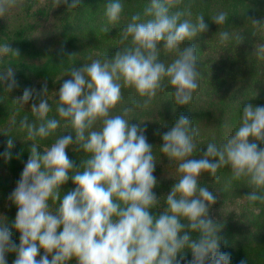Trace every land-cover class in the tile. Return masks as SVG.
I'll return each mask as SVG.
<instances>
[{
  "label": "clouds",
  "instance_id": "9594fccd",
  "mask_svg": "<svg viewBox=\"0 0 264 264\" xmlns=\"http://www.w3.org/2000/svg\"><path fill=\"white\" fill-rule=\"evenodd\" d=\"M81 2L52 0V8L64 4L71 11ZM22 3L0 0V17ZM123 13L120 0L105 5L109 25L117 24ZM191 17V5L184 0H151L143 14L133 13L121 29L123 47L114 56L92 59L79 68L73 65L67 73L71 79L55 94L59 97L56 112L74 138L61 135L41 152L37 139L54 135L60 127L59 119L49 118L51 105L47 85L43 86L39 102L31 105L35 119L30 122L24 116L19 121V130L32 142L29 159L10 195L18 208L13 227L20 241L14 245L10 229L0 222V264H7L6 253L11 251L16 253L13 264H180L178 256L187 251L192 253L190 264H230V255L220 249L223 226L209 216L217 197L200 185V177L208 173L218 181L217 171L227 166L231 180H244L251 187L247 202L264 204V148L257 143H264V106H243L234 133L219 145L208 143L198 160L190 158L197 152L198 131L192 119L181 114L162 134L160 152L170 162H178V179L166 195V207L155 215L151 210L160 199L153 191L158 185L153 145L147 142L145 129L129 118L134 108H147L165 87L173 89L176 105L192 102L201 75L197 47L182 45L208 25L203 13L195 21ZM211 20L220 26L228 14L219 12ZM250 20L256 28H264V22ZM102 30L109 31L106 26ZM219 37L225 43L230 34L221 31ZM236 40L243 42L240 36ZM162 50L175 58L166 64L160 59ZM255 51L264 59V44ZM0 57L20 58L19 49L5 42L0 45ZM0 83H6L9 91L15 86L12 64L0 70ZM125 88L140 99L113 114L123 102ZM31 98L32 90L26 89L14 103L24 108ZM73 145L87 157L79 166L66 152ZM13 146L9 136V151L4 153L9 159ZM70 179L75 188L61 196L62 186ZM50 201L57 205L54 209ZM41 249L44 255L38 260Z\"/></svg>",
  "mask_w": 264,
  "mask_h": 264
},
{
  "label": "trees",
  "instance_id": "16d2710c",
  "mask_svg": "<svg viewBox=\"0 0 264 264\" xmlns=\"http://www.w3.org/2000/svg\"><path fill=\"white\" fill-rule=\"evenodd\" d=\"M109 2L111 0H82L78 8L68 11L64 4L52 8V0H23L22 6L0 17V45L10 43L20 53V58L0 57V70L10 63L17 77L27 79L33 76L53 83L71 78L67 73L73 65L79 68L85 63H91L92 59L104 56L111 58L118 48L123 47L119 42L121 29L130 21L133 13L143 14V9L151 0H120L124 5V13L115 25L107 24L104 15L105 5ZM184 4L191 5L193 21L198 14L203 13L208 25L205 32L182 45L185 47L192 43L197 47L198 70L201 74L199 88L193 94L190 104L178 106L172 96L173 89L165 87L147 108H134L129 115L132 124H140L145 129L147 142L153 145L157 162L153 175L158 181L153 191L160 199L157 208L151 210L154 215L166 207V195L178 179V162H170L160 152V146L163 144L162 134L171 129L181 114L191 118L195 126L211 124L218 132V136L207 135L199 143L197 152L190 157L198 160L206 152L208 143L223 142L220 137L223 129L234 133L243 106L248 103L264 106V59L258 58L255 51L257 45L264 44V28H256L250 20L264 22V0H184ZM219 12L228 14V20L220 26L211 20ZM105 26L109 29L107 33L102 30ZM221 31L230 34V39L225 43L220 41ZM236 36L242 37L243 42L239 43ZM174 58V54L161 51L160 59L166 64ZM6 88V83H0V222L10 229L11 241L18 246L20 233L13 227L18 208L10 199L17 184L13 188L9 181L11 177L17 182L20 180L26 159L30 156L32 142L15 139L19 132V122L17 127L14 125L17 113L22 108L8 97ZM122 92L123 102L113 114L120 113L125 107H133L134 102L140 99L132 89L125 88ZM56 104L57 101L50 104L48 115L49 118L59 119L60 127L54 135L37 139L41 152L44 146H51L61 135H73L74 138V133L69 132L65 121L58 116ZM28 118L30 122L35 119L30 113ZM4 132L14 139L10 159L4 155L9 151V136ZM257 143L259 148H264V143ZM74 149V145L69 146L66 152L69 159L79 166L80 161L87 157L84 152ZM4 171L10 177L7 178ZM217 176L218 181L208 173L202 174L200 185L212 191L217 201L242 200L246 207L237 222L219 219L223 226L220 232L223 237L221 251L230 255V264H241V261L245 264H264V204L257 202L250 205L247 202L245 197L252 191L251 187L244 180H231L229 167L220 168ZM74 188L70 179L62 186L61 196ZM49 203L52 209L57 206L51 201ZM43 255L44 250L41 249L37 259ZM15 259L14 251L6 253L7 264H13ZM177 259L180 264H190L192 253L187 251ZM71 264H75V261Z\"/></svg>",
  "mask_w": 264,
  "mask_h": 264
},
{
  "label": "rangeland",
  "instance_id": "374dc122",
  "mask_svg": "<svg viewBox=\"0 0 264 264\" xmlns=\"http://www.w3.org/2000/svg\"><path fill=\"white\" fill-rule=\"evenodd\" d=\"M14 79H15V86L10 91L7 90V88H6L8 97L9 98L11 97L13 99V101H15L18 97H21L23 92L26 89L32 90V98L28 101L27 104L24 105V108H22V110L17 113L18 114L17 118H16L17 120H16V124L14 125V127H17L18 126L17 123L24 116L29 117V113H30V115H32L31 114V105L33 103L39 102V98L42 95V88L44 85H47L48 101H49V104H51V103H54L55 101H57V99L59 98L58 95L56 96L55 93H58L63 82L65 80H68L71 78H67V79L62 80V81H56V82L51 83L49 81H42L40 79H36L33 76H29V78H27V79L26 78H20V77H17V75L14 73ZM171 91H173V90H171ZM193 126L198 131V135L196 137L197 148L200 145L199 143H201V141L203 139H205V137L207 135H209L208 137L218 136L217 135L218 132L216 131L215 127H213V125H211V124H204V125L201 124L200 126H195V124H193ZM232 134L233 133L230 130L226 131L225 129H223L222 135L220 136L221 140L224 142L225 139ZM15 139L19 140V141H25L26 140V133L19 130L18 135ZM219 144H221V143H218V145ZM48 147H50V146H44L43 151ZM27 161H28V159H26V162ZM3 174L6 175L7 178L10 177V175H8L6 171H4ZM9 184L13 187L14 185L17 184V180L14 179V177H11V181H9ZM14 189H13V191H14ZM245 209H246V207H245L242 200H232V199L231 200H224V201H217L216 200L215 204L211 205V207H210L209 216L212 219L216 220L217 222H220L219 219L220 220L226 219V220H230L232 222L234 220L235 222H237L236 220H238L244 214L243 210H245Z\"/></svg>",
  "mask_w": 264,
  "mask_h": 264
}]
</instances>
